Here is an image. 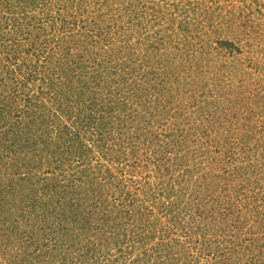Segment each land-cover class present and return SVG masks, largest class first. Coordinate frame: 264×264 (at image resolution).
Masks as SVG:
<instances>
[{
  "label": "rangeland",
  "instance_id": "rangeland-1",
  "mask_svg": "<svg viewBox=\"0 0 264 264\" xmlns=\"http://www.w3.org/2000/svg\"><path fill=\"white\" fill-rule=\"evenodd\" d=\"M0 264H264V0H0Z\"/></svg>",
  "mask_w": 264,
  "mask_h": 264
}]
</instances>
